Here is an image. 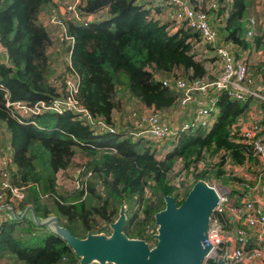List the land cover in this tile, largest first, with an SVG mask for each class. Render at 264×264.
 <instances>
[{
    "label": "trees",
    "instance_id": "trees-1",
    "mask_svg": "<svg viewBox=\"0 0 264 264\" xmlns=\"http://www.w3.org/2000/svg\"><path fill=\"white\" fill-rule=\"evenodd\" d=\"M78 1L75 10L79 17L95 19L65 23L70 43L63 44L69 45V64L56 77L47 55L48 33L38 19L52 0H0V47L4 50L0 84L5 89L0 91V150L10 159L7 181L23 195L16 205L18 214L29 206L37 218L54 216L73 237L82 239L87 234L108 235L109 224L125 204V236L154 244L153 215L163 208L164 196H171L178 205L198 180L208 186L216 181L221 185L240 182L223 172L221 165L225 157L238 166L254 160L252 148L237 143L235 133H231L240 120L245 122L252 99L242 103L231 99L226 90L220 91L215 103L219 113L210 129L188 128L187 134L181 130L175 147L160 159L140 142L142 138H132L136 142L129 138L132 130L94 133L68 113H43L24 120L11 117L5 101L32 105L66 98L65 80L70 79L75 86L72 99L86 114L117 128L112 114L120 113L125 104L135 103L158 116L170 111L181 93L162 86L163 79L182 78L185 87L216 80V58H205L208 49H214L201 48L192 29L168 32V25L146 10L152 0L143 7L136 4L138 0ZM185 1L206 16L217 35L215 47L226 46L235 61L242 60L240 54L251 52L252 47L261 53V62L246 73L256 76L258 82L262 80L259 87L264 88V33L250 40L243 38L242 19L253 8L254 0H216L215 8L209 5L210 0ZM197 49L207 54L202 51L198 55ZM256 102L261 113L258 125L264 130V103ZM220 152L223 155L214 171L207 169L205 161ZM76 153L86 159L69 177L75 188L58 194L55 177L74 170ZM175 165L179 171L169 181ZM187 177L191 182L182 190ZM0 219V264H78L64 242L36 227L29 215L18 222L3 209Z\"/></svg>",
    "mask_w": 264,
    "mask_h": 264
},
{
    "label": "built area",
    "instance_id": "built-area-1",
    "mask_svg": "<svg viewBox=\"0 0 264 264\" xmlns=\"http://www.w3.org/2000/svg\"><path fill=\"white\" fill-rule=\"evenodd\" d=\"M159 1L158 7L163 4L167 7L166 20L168 27L174 25L175 28L192 29L197 32L199 43H202L203 47L209 46L214 49L213 53L219 70L215 81L209 83L198 81L190 87H185L181 80L163 79L161 81L162 86L181 93L179 97L181 107H185L192 100V88L193 90L202 91L203 94L206 93L204 97L193 100V105L196 108L192 115L193 120L199 119L201 112L208 115L209 113L205 110L206 106L203 103L206 101L210 103L209 106H212L216 103L218 93L223 90L228 92L230 98L236 97L240 101L245 98H255L264 103V91L258 85L249 83L246 62L243 59L235 61L226 46L215 47L218 44L216 43L217 35L200 10L190 7L185 0ZM209 5L215 8L216 0H210ZM70 11L76 16L73 6L70 7ZM155 17L158 18L157 15ZM255 23L252 20L248 22L250 30L245 34L247 39L254 36L253 27L251 26H254ZM236 62H239V65ZM65 84V91L68 94L66 98L60 97L59 100H53L48 104L38 101L32 105L19 101H5L4 106L13 118L24 120L45 112L56 115L68 113L74 120L87 125L89 130L94 133L114 134L117 131V128L106 126L100 119L90 118L84 109L72 99L75 92L73 83L67 79ZM226 85H229V87ZM245 85H247L245 89H242L241 86ZM56 87L58 88L59 85ZM1 90L3 88L0 84ZM214 93L215 95H212ZM5 98H7V95ZM129 115L132 117V114ZM149 117L154 121V125L147 126V132H150L153 138L164 140V142L175 143L180 132H182L181 130L196 128L195 124L197 123L196 121L179 127L177 131L176 129L172 131L171 135L167 132L169 129L162 125L157 114H151ZM147 121L148 117L142 118L138 124H145ZM200 126H204L203 122ZM144 130L142 128L131 135L135 138L143 137ZM263 131L257 120L244 122L232 128L231 133H235L237 143L252 148L255 172L254 174L246 172L249 165H246L243 171L236 170L235 172H238V174H235L240 182L229 186V189L225 192L217 193V203L210 216L206 240L211 246V250L206 257L205 264L206 262H210V264H264V135H261ZM170 136L172 137L169 138ZM9 161L10 159L6 155L0 158V178L2 179L0 183V211L8 209V206L12 207L13 204H18L23 198L20 190L13 188L7 181ZM213 189L216 191L215 188ZM4 201H6V204H4Z\"/></svg>",
    "mask_w": 264,
    "mask_h": 264
},
{
    "label": "water",
    "instance_id": "water-1",
    "mask_svg": "<svg viewBox=\"0 0 264 264\" xmlns=\"http://www.w3.org/2000/svg\"><path fill=\"white\" fill-rule=\"evenodd\" d=\"M217 203V193L198 180L176 205L171 196L163 197V208L153 215L154 244L130 239L122 231L126 221L125 204L109 224V234H87L73 237L54 216L37 218L31 207L20 214L8 209L16 221L27 215L38 228H45L58 237L72 252L78 264H205L211 250L207 243L210 216Z\"/></svg>",
    "mask_w": 264,
    "mask_h": 264
},
{
    "label": "rangeland",
    "instance_id": "rangeland-1",
    "mask_svg": "<svg viewBox=\"0 0 264 264\" xmlns=\"http://www.w3.org/2000/svg\"><path fill=\"white\" fill-rule=\"evenodd\" d=\"M78 2H79L78 0H53L50 7H48L44 11L42 10L39 17H38L40 24L43 26V28L48 33L50 45H49V49L47 51V55H48V59H49L50 69H52V71L55 73L54 76H56V77H59L64 72V68L66 66H68V64H69V54L66 51V49L69 45L63 44V41L70 43V40L65 38V32H66L65 31V23L71 21L74 24H80L81 22H88V21H92L93 19H95V18L88 19V16L86 18L81 19L78 15L79 13L77 10H75V14H76V16H75L70 11V7L73 6V8H76V6L80 4ZM140 2H141V4H143V0H141ZM154 4H155V2L153 1L152 5H154ZM254 6L261 7V10L264 11V0H255ZM254 6H253V9H254ZM160 9H162V8L160 7L159 10ZM155 15H157L156 12L153 14V16H155ZM257 23H258V28H260V29L254 30V35H256V36H258L260 34V32L262 30H264V12H263L262 18ZM200 46H202L201 48H203L202 43H200ZM253 49L254 48L252 47V50ZM202 51H204V50L199 51L197 49L196 52L198 53V55H200V54H202ZM208 51H209L208 54L205 52L207 54V55H205V58H209V56H210L209 59L213 58L214 53L211 52L209 49H208ZM3 55H4V53L0 54V62H2L4 60V59H2ZM244 59L246 60V63H247L246 68L249 72H250L251 67L255 68L254 66H256V64L261 62L258 55H254V53H250V52L247 55V57H245ZM236 64L239 65V62H236ZM215 73H216V71H215ZM249 75H251V74L248 73V80H249V83L251 85H258L259 86L262 84V82H261L262 80L258 82L256 76L253 78H251V77L249 78ZM53 77H51V78H53ZM68 80H70V79H68ZM177 80H182V78H178ZM253 82H254V84H252ZM247 85L241 86L242 89H245V87ZM226 86L229 87V85H226ZM260 88L264 91L263 87H260ZM191 91H193V92H191L192 100L188 104H186L185 107H181V104H179L180 100H178L177 103L170 109V111H168L165 114H159V116H158L162 125L165 128L169 129L167 132H169V134H171V135H172V131H174L175 129L177 131V129H179L180 126H186L187 124L194 123L196 121H197V123L195 124V127H196L195 129H197V127H199L200 124L203 122V124H204L203 131L206 132L210 129V127L213 125L214 121L216 120V117L219 113V109L216 108L215 104H212V106H209L210 103L206 102V101L203 103V105L206 106L205 110L209 114L206 115L205 113L201 112L200 118L193 120L194 118L192 115L194 113V108H195L193 106V100L198 96L204 97V95H203V93H201L202 91L200 92L199 90H193V88ZM212 95H215V93ZM231 99H233L234 101L242 102V103L246 102V101H240V100L236 99V97L235 98L232 97ZM245 99H248V98H245ZM251 99L252 100L250 102V105H253L255 103L257 104L255 98H251ZM24 103L26 104V102H24ZM249 110H247V112H246L247 115H246V118L244 119L245 123L254 120L253 113H251V111L249 112ZM45 113H49V112H45ZM129 113L134 114V117H131L129 115ZM151 114L152 113L149 110H147L145 108L144 109L140 108V106L135 104V103L125 104L120 108V113H118L117 111L113 112V116L115 119L114 125H115V127L118 128L117 131L132 130V131H134V133H135V130L137 131V130L144 128L145 129L144 130L145 135L142 134L143 137H140V138H142V139H140V140H142L140 142L146 143L148 145V147H151V149H153V151L156 152L155 158L160 159V158L164 157L165 151L168 152V151L172 150L175 147L176 143L173 142V145L171 147V146H169L170 141L164 142V140L155 139L151 136L150 132H147V126H149V125L153 126L154 125V121L152 120V118L149 117ZM146 117H148V121L145 122V124H138L137 118H146ZM204 120H205V123H204ZM242 123H243V120H240L236 125L242 124ZM187 133H189L188 128L185 130L184 134H187ZM131 134L132 133H129L128 136L133 141V139H136V138L132 137L133 135H131ZM261 135H264V131L261 133ZM171 137L172 136H170L169 138H171ZM120 138L122 139V137H120ZM123 138H127V137L125 136ZM169 138H167V139L169 140ZM133 142H136V140H134ZM220 155H223V153L220 152L219 155L212 157L211 160H209L208 162L205 161V165L206 164L208 165L207 169L214 171L213 166H215L216 164L219 163L218 158L220 157ZM0 156L4 157V152L1 150H0ZM2 157H0V158H2ZM85 159L86 158H84V156L82 154L76 153L75 157H74V161H73L74 162L73 165H75V166L71 167V169H74V170L69 172L68 174L59 172L56 175L55 184H56L58 194H64V193L69 192L70 190L75 188L74 181H72V179H69V177L72 174H74V172L76 170L75 169L76 166H78ZM248 163H251V164H249L246 172L249 174H254L255 163L253 161H249ZM246 165L247 164H244L243 166L234 165L231 163V161L227 157H225L224 162L221 165V168H222V171L225 172L227 175L232 176V177H236L237 179H239L236 175V174H238V172H235V171L236 170L237 171H243ZM178 171H179V167H177V165H175L173 168V171L171 172V174L168 178V180L171 181L172 178H174L176 176ZM179 177L180 176H178V178ZM224 178H226V177L224 176ZM191 179H192L191 177H187L188 183L183 187L182 190H185L187 188L188 184L191 182ZM1 182H2V179L0 178V183ZM237 183H238L237 181H233L231 183L229 182L228 184H225L226 185L225 186V185H221L220 182L216 181V182H214V184H211L209 186L212 188H215L216 193H222V192L227 191V189H229V186H232L233 184H237ZM234 188H236V187H234ZM16 205L17 204H13L12 209H14L15 212L19 213L17 211ZM147 231H150V227L147 229ZM148 243H149V245L153 244L151 241Z\"/></svg>",
    "mask_w": 264,
    "mask_h": 264
},
{
    "label": "crops",
    "instance_id": "crops-1",
    "mask_svg": "<svg viewBox=\"0 0 264 264\" xmlns=\"http://www.w3.org/2000/svg\"><path fill=\"white\" fill-rule=\"evenodd\" d=\"M53 1V0H52ZM141 0H138L137 1V4H139V5H141V2H140ZM255 1V0H254ZM152 3H153V1H152ZM52 4V3H51ZM50 4V5H51ZM160 3L158 2V1H155V4L154 5H150L148 8H146V10L148 11V13H150V16H153V14L156 12V14H157V16H158V21H159V19H160V23L161 24H166L167 25V20H166V14H167V7H166V5L165 4H163L162 6H161V8L162 9H160L159 10V8L160 7H158V5H159ZM50 5L49 6H47L46 8H44V10H46L48 7H50ZM147 7V6H146ZM43 10V11H44ZM263 12L264 11H262L261 10V7H258V6H254V9L251 7V8H249V10H247V13H246V15L244 16V18L242 19V25H243V38H245V39H247L246 37H245V34H246V32L247 31H249L250 30V28H249V26H248V22L250 21V20H252V21H255L256 23H255V25L254 26H251V27H253L252 28V31L254 32V30L255 29H260V28H258V21L262 18V16H263ZM40 15V14H39ZM39 17V16H38ZM176 30V28L174 27V25H172V26H169L168 27V32H171V33H173L174 31ZM262 33H264V32H260V34H262ZM247 40H250V39H247ZM232 49H235V48H232ZM236 49H238V48H236ZM4 53V50L0 47V54H3ZM250 53H254V55H258V57H259V59L261 60V57H262V55H261V53L260 52H255V51H253L252 50V52H250ZM249 54V52L248 51H246V52H242L240 55H241V58L243 59V60H245L244 58L245 57H247V55ZM259 60V61H260ZM245 62H246V60H245ZM247 64V63H246ZM264 93V92H263ZM251 106V108H250V110H249V112L251 111V113H253V116H254V120H257V121H261V113H260V104H253V105H250ZM112 116H113V114H112ZM114 117V116H113ZM262 128V127H261Z\"/></svg>",
    "mask_w": 264,
    "mask_h": 264
},
{
    "label": "clouds",
    "instance_id": "clouds-1",
    "mask_svg": "<svg viewBox=\"0 0 264 264\" xmlns=\"http://www.w3.org/2000/svg\"><path fill=\"white\" fill-rule=\"evenodd\" d=\"M152 1H158L159 3H160V1L159 0H152ZM146 2H147V0H143V4H141V6L140 7H143V6H145V4H146ZM76 9V8H75ZM91 18H94V16H88V19H91ZM152 18H155V19H157L158 20V18H156L155 16H153ZM88 22H90V21H88ZM1 64H3L4 63V61H2V62H0ZM2 88L4 89V87L2 86ZM5 90V89H4ZM5 95H7V93H5ZM8 97V96H7Z\"/></svg>",
    "mask_w": 264,
    "mask_h": 264
},
{
    "label": "flooded vegetation",
    "instance_id": "flooded-vegetation-1",
    "mask_svg": "<svg viewBox=\"0 0 264 264\" xmlns=\"http://www.w3.org/2000/svg\"><path fill=\"white\" fill-rule=\"evenodd\" d=\"M153 245V244H152ZM149 246H151V245H149Z\"/></svg>",
    "mask_w": 264,
    "mask_h": 264
}]
</instances>
